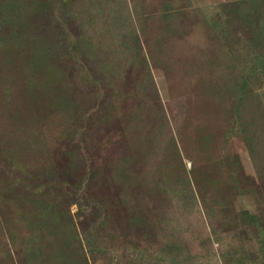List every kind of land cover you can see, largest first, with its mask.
<instances>
[{
	"label": "rangeland",
	"instance_id": "rangeland-1",
	"mask_svg": "<svg viewBox=\"0 0 264 264\" xmlns=\"http://www.w3.org/2000/svg\"><path fill=\"white\" fill-rule=\"evenodd\" d=\"M0 264H264V0H0Z\"/></svg>",
	"mask_w": 264,
	"mask_h": 264
},
{
	"label": "trees",
	"instance_id": "trees-1",
	"mask_svg": "<svg viewBox=\"0 0 264 264\" xmlns=\"http://www.w3.org/2000/svg\"><path fill=\"white\" fill-rule=\"evenodd\" d=\"M3 4H4V3H3ZM8 6H9V4H8V5H5V4H4V5H3L4 10H9V8L7 9ZM10 6H11V5H10ZM254 222H255V216H251V215H249L246 224H247V225H252Z\"/></svg>",
	"mask_w": 264,
	"mask_h": 264
}]
</instances>
